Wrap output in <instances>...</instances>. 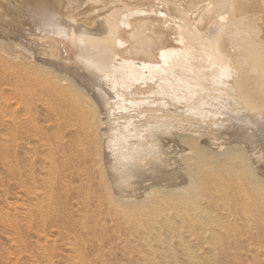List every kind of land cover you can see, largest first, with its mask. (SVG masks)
<instances>
[{
    "label": "bare ground",
    "instance_id": "1",
    "mask_svg": "<svg viewBox=\"0 0 264 264\" xmlns=\"http://www.w3.org/2000/svg\"><path fill=\"white\" fill-rule=\"evenodd\" d=\"M0 144L67 264H264V0H0Z\"/></svg>",
    "mask_w": 264,
    "mask_h": 264
},
{
    "label": "rangeland",
    "instance_id": "2",
    "mask_svg": "<svg viewBox=\"0 0 264 264\" xmlns=\"http://www.w3.org/2000/svg\"><path fill=\"white\" fill-rule=\"evenodd\" d=\"M83 7L84 10L88 9L86 4ZM24 21L30 23L28 17H25ZM22 27L26 30L30 26L26 24ZM124 27L125 24L120 26L119 29L128 32L129 30ZM25 33H28L27 30ZM12 112L13 109L9 108L8 114L10 115ZM111 112L110 114H114V109ZM22 152L24 151L22 150L21 154ZM92 154L93 152L88 157L78 155V170L83 171L84 159L92 158ZM39 164L37 163V167ZM36 174L39 176L38 173ZM63 185H55L56 210L49 217L42 219V215H39L41 211L39 210L40 206L37 205V200L26 193L24 187H21L20 183L11 174L9 145H3L2 147V144H0V264H45V254L47 252L51 253L55 264H67L66 257L69 255V251L64 247V242L58 238L57 232L64 224V218L70 215V211L71 215L75 216L74 208H76L77 192L78 202H80L81 194L84 196L89 194V191L82 189L79 179L78 190L75 188L66 190ZM79 207L82 209V205ZM78 218H80L79 215ZM45 237H48L49 241L46 242ZM54 244H56L55 248L52 247ZM104 249L109 251L107 243H105ZM80 252L87 263H90L97 253L95 247L94 250L88 248L83 255L82 248ZM243 260L245 261V258Z\"/></svg>",
    "mask_w": 264,
    "mask_h": 264
}]
</instances>
